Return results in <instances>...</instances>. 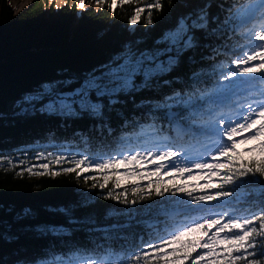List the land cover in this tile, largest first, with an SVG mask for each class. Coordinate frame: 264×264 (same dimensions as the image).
<instances>
[{
  "label": "snow or ice",
  "instance_id": "6c2138e0",
  "mask_svg": "<svg viewBox=\"0 0 264 264\" xmlns=\"http://www.w3.org/2000/svg\"><path fill=\"white\" fill-rule=\"evenodd\" d=\"M167 4L150 41L121 40L103 59L41 76L11 100L12 116L70 126L103 149L19 161V175L74 173L88 188L84 202L55 209L61 222L38 221L27 207L0 215V264H49L54 251L36 237L77 226L96 239L74 234L71 248L55 251L90 254L62 264H264V0ZM164 6H137L128 23L155 27L152 13ZM75 7L85 11V0ZM146 117L158 139L128 147L122 133ZM92 195L114 203L78 215ZM177 205L201 215L166 223Z\"/></svg>",
  "mask_w": 264,
  "mask_h": 264
},
{
  "label": "trees",
  "instance_id": "16d2710c",
  "mask_svg": "<svg viewBox=\"0 0 264 264\" xmlns=\"http://www.w3.org/2000/svg\"><path fill=\"white\" fill-rule=\"evenodd\" d=\"M46 1L30 0L19 11H14L10 0H0V157L6 156L10 161L6 163L0 160V215L27 207L35 211L38 221L61 222L64 218L55 214V209L84 202L82 193L87 191L88 186L74 173L50 176L46 173L28 174L25 171L19 175L22 167L19 161H25L23 166L26 167L27 164L48 162L51 159L49 153L53 156L72 157L80 152L89 153L94 146V150L99 152L103 146L97 145L95 140L88 143L87 136L75 138L70 126L56 127L39 118L12 116L9 112L11 100L41 76L103 59L121 40L134 38L150 41L160 30L159 18L168 13L169 8L165 0L163 13H152L154 22H157L155 27L146 26L143 22L133 26L128 23V19L135 7L152 0H126L123 5L117 0L114 14L109 10L112 0H103L98 6H85L83 12L76 9L75 0L63 3L59 8L47 5ZM249 1L227 0L237 5ZM240 43L245 42L241 40ZM150 124L151 121L146 117L139 124L127 127L122 135L133 141L128 147H132L138 137L158 139L151 135L153 128L149 127ZM238 147L243 150L246 145L241 143ZM21 149L30 150L22 152ZM34 152H43L45 158L37 161ZM248 155L251 153H245V156ZM64 166L68 165L65 163ZM85 174L93 175L89 172ZM79 187L86 190H80ZM92 191L99 192L98 189ZM112 203L110 200L98 199L96 195L88 196V207L80 209L78 215L93 209L102 212L101 205ZM199 215L193 213L192 217L185 216L183 208L177 205L167 214L165 222L178 226ZM89 233L90 229L77 226L75 233L70 231L64 236H38L36 239L43 240L54 251V254L46 258L49 264H62V261L68 259L81 261L90 254L81 251L65 255L55 251L58 248H71L75 243L72 239L74 234L77 239L86 238L94 242L96 237Z\"/></svg>",
  "mask_w": 264,
  "mask_h": 264
},
{
  "label": "rangeland",
  "instance_id": "374dc122",
  "mask_svg": "<svg viewBox=\"0 0 264 264\" xmlns=\"http://www.w3.org/2000/svg\"><path fill=\"white\" fill-rule=\"evenodd\" d=\"M30 0H10V5L14 11H19L23 6H25ZM73 0H47L46 4L53 5L57 8V5H61L63 3H70ZM100 4L96 3V0H85V6H98Z\"/></svg>",
  "mask_w": 264,
  "mask_h": 264
}]
</instances>
